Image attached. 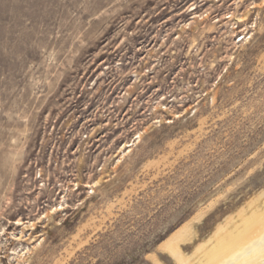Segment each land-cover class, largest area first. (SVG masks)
Wrapping results in <instances>:
<instances>
[{
    "label": "rangeland",
    "instance_id": "rangeland-1",
    "mask_svg": "<svg viewBox=\"0 0 264 264\" xmlns=\"http://www.w3.org/2000/svg\"><path fill=\"white\" fill-rule=\"evenodd\" d=\"M261 188L264 1L0 0V225L40 219L22 264H173L167 235L191 222L190 251Z\"/></svg>",
    "mask_w": 264,
    "mask_h": 264
},
{
    "label": "bare ground",
    "instance_id": "bare-ground-1",
    "mask_svg": "<svg viewBox=\"0 0 264 264\" xmlns=\"http://www.w3.org/2000/svg\"><path fill=\"white\" fill-rule=\"evenodd\" d=\"M195 17L193 16L192 18ZM140 137L141 134L139 133L138 141ZM133 145L135 143L132 142L127 147ZM96 184H98V180L94 182L93 186ZM86 186L92 187L90 185ZM61 209H63L62 204H60L59 208L55 207L50 212L44 214L42 218L49 220L51 214L57 213ZM39 222V218L36 221L18 218L15 221L9 222L14 226V229H18L16 233H8L7 229L3 225H0V236L10 234L11 239L18 245L9 253L12 255L10 260H13L14 264H22L27 261L26 255L36 247L34 245L30 248L24 245L23 242L28 240L33 241V230L36 228V223ZM194 232L191 222H183L182 225L167 235L157 247L171 254L173 264L264 263V189L250 197L236 210L227 212L215 223L213 229L206 236L193 244L190 251H184L178 245V242L182 240L192 242ZM160 262L156 261L155 264H160Z\"/></svg>",
    "mask_w": 264,
    "mask_h": 264
},
{
    "label": "built area",
    "instance_id": "built-area-1",
    "mask_svg": "<svg viewBox=\"0 0 264 264\" xmlns=\"http://www.w3.org/2000/svg\"><path fill=\"white\" fill-rule=\"evenodd\" d=\"M226 19H229V22L230 21H233L235 20V18L233 17V15H229L227 16ZM239 22H237V20H235V22L231 23L229 26H230V29L232 30L233 32V42L235 44H246L249 42V39H251V31L252 29H249L250 25L252 26V24H243L240 26H238ZM241 23V22H240ZM238 28V29H237ZM252 28V27H250ZM237 29V30H236ZM108 124V123H107ZM106 125V124H105ZM140 132H135L134 134H132V137L129 139V141L125 144H131L132 142H139L138 141V135H139ZM116 156V155H115ZM103 170V167H99L98 171H102ZM39 175L41 176V173H39ZM75 184V183H74ZM76 186V185H75ZM79 187L76 186V190H78ZM87 191H90V193L93 192V189L89 188V187H86Z\"/></svg>",
    "mask_w": 264,
    "mask_h": 264
},
{
    "label": "water",
    "instance_id": "water-1",
    "mask_svg": "<svg viewBox=\"0 0 264 264\" xmlns=\"http://www.w3.org/2000/svg\"><path fill=\"white\" fill-rule=\"evenodd\" d=\"M262 264H264V263H262Z\"/></svg>",
    "mask_w": 264,
    "mask_h": 264
}]
</instances>
